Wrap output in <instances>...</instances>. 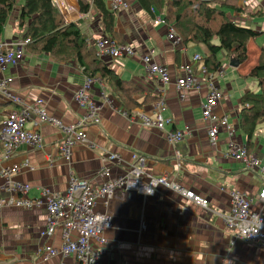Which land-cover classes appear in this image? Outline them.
Here are the masks:
<instances>
[{"label": "crops", "instance_id": "obj_1", "mask_svg": "<svg viewBox=\"0 0 264 264\" xmlns=\"http://www.w3.org/2000/svg\"><path fill=\"white\" fill-rule=\"evenodd\" d=\"M66 1L64 15L68 21L84 20L83 29L91 43L105 35L100 14L92 11L84 15L79 11L78 0ZM112 1L107 0L109 8ZM124 1L126 6L113 9L115 35L108 36L131 46L134 54L103 59L122 79L133 81L140 88L133 95L135 105L122 104L114 86L97 77L91 95L100 106L101 123L84 127L87 143L76 145L71 161H66L59 155V145L65 137L63 129L52 122H42L35 106L64 125L77 124L85 110L78 105L75 94L87 75L75 61H61L48 53H32L27 49L20 64L0 69V83L7 81L10 93L20 99L14 101L0 92V125L10 112L31 107L25 126L41 133L44 148L36 150L21 145L11 159L0 161V171L18 164L20 169L12 174L11 181L28 184V198L45 200L44 189L64 193L72 174L99 183L97 174L109 152L118 153L123 160L114 166V174L122 173L133 152L141 153L147 156V171L151 175L165 174L193 190L208 199L209 209L166 186H159L150 196L117 188L110 199L99 198L95 208L113 216L112 227L104 233L106 242L95 240L98 249H104L103 264H264V249L237 237L219 215L232 207L230 192L239 191L251 198L250 210L261 212L264 219V202L257 198L264 183L263 174L251 171L229 153L230 140L246 147L247 137L240 128L241 96L248 90L260 91L258 81L247 75L264 48V0H227L242 9L226 7L229 15L257 35L248 42L246 61L232 66V58L223 57L220 70L212 76L202 64L207 51L204 45L184 42L173 45L167 37V25L155 23L157 17L164 19L163 13L142 9L137 0ZM20 9L21 2L11 14L0 41L21 38ZM151 49L154 61L167 68L169 82L160 77L149 78L142 56ZM196 54L201 58L193 62ZM191 63L199 87L179 89L177 79L184 74V66ZM212 85L222 92L213 115L219 119L228 117V122L218 121L220 135L216 145L210 142L208 122L203 115V104ZM159 101L167 106L164 115L173 119L166 131L147 126L141 120L132 121L119 112L120 108H127L153 116ZM228 126L234 130L232 137ZM179 130L186 134L183 140L173 143L167 134ZM252 141L254 146L249 153L264 164V123L258 125ZM5 182L6 177L0 174V197L17 196L3 187ZM47 219L44 204L33 208L0 207V264H75L73 255L62 253L44 259L43 248L63 244L62 226L50 236L41 234Z\"/></svg>", "mask_w": 264, "mask_h": 264}, {"label": "built area", "instance_id": "obj_2", "mask_svg": "<svg viewBox=\"0 0 264 264\" xmlns=\"http://www.w3.org/2000/svg\"><path fill=\"white\" fill-rule=\"evenodd\" d=\"M126 4L122 0H113L111 9L119 5ZM155 23H165L161 17H157ZM169 37L176 46L182 44L181 37L176 30L167 25ZM30 39H16L13 41H0V67L4 68L13 65L18 59H22L26 52V46ZM98 54L104 56H131L134 50L128 44H120L112 37L107 35L99 36L95 42ZM154 50H149L142 56L143 62L149 72V78L160 77L162 81L169 82L170 76L165 66L159 65L153 59ZM201 56L196 54L193 62L199 60ZM206 71V68H204ZM99 78L87 76L83 84L77 89L75 99L77 103L85 110L84 116L80 122L73 125H64L59 119L48 115L44 109L35 106L42 122H52L60 126L65 137L59 145V155L70 162L72 150L79 143H87L88 138L83 130L89 124L101 123L99 110L100 106L90 96V91L94 88ZM6 85V82H4ZM179 89L192 90L198 87V76L195 73L193 63L184 66V74L177 79ZM10 95V94H9ZM106 96V95H105ZM10 99L19 101L16 96L10 95ZM222 99V92L219 88L212 85L208 95V100L203 104L204 120L208 122V134L211 144L218 143L220 128L218 121L228 122V117L221 119L213 115V109ZM108 103L111 100L105 97ZM155 114H149L138 110H126L120 108L119 112L130 120H141L147 126H152L161 131H166L167 126L173 123L171 117L164 115L167 106L164 101L155 104ZM31 107L19 111H12L9 117L0 126V143L3 144L2 159L9 160L16 150L23 144H27L36 149L44 148V139L37 130H28L25 126L30 114ZM185 131L179 130L176 133L168 132L167 137L173 143L183 140ZM228 134L232 137L234 130L228 126ZM229 153L240 159L245 166L254 172H261L264 177V164L256 156L248 152L246 147L238 146L235 141L229 142ZM105 164L98 172L97 177L101 179L99 183L93 179L71 175L68 181V187L64 193H51L44 189L45 200L42 198L30 199L27 197L29 185L25 183H13L11 176L20 169L18 164L7 167L0 171V174L6 177L4 188L14 192L17 196L11 198L0 197V207L17 206L33 208L37 206L46 207L48 219L47 226L41 232L43 236L52 235L57 227L62 226L63 244L60 247L43 248V257L48 260L57 256L59 253L73 255L76 259L75 264H103L101 255L104 252L103 247L98 249L95 240L104 244L105 231L112 227L113 216L107 212L96 211V203L99 198L110 199L114 190L122 188L125 190H136L145 196L152 195L155 190L161 186H169L178 193L184 194L187 198L193 200L198 205L208 208V200L193 190H187L177 181L170 180L165 174L156 176L147 171V156L133 152L131 162L125 164L122 173L114 174L116 163H122L123 160L118 153L109 152L105 157ZM232 207L228 212L219 213L226 226L231 229L237 237L252 242L264 249V219L261 212L250 210L251 198L239 191H231ZM257 198L264 202V183L257 195ZM41 254V253H40Z\"/></svg>", "mask_w": 264, "mask_h": 264}, {"label": "trees", "instance_id": "obj_3", "mask_svg": "<svg viewBox=\"0 0 264 264\" xmlns=\"http://www.w3.org/2000/svg\"><path fill=\"white\" fill-rule=\"evenodd\" d=\"M142 9L164 14L165 24L172 26L182 42L202 44L206 55L202 60L210 76L220 70L223 57L248 58V42L257 35L229 15L226 7L241 11L235 3L218 0H137ZM21 2L18 23L23 28L20 39L29 38L26 46L32 53H48L61 61H75L90 77H101L110 82L122 104L135 105L133 95L140 90L133 81L122 79L110 69L98 54L94 42L83 29L84 20L68 21L54 0H0V38L15 7ZM107 0H78L79 11L101 15L105 35L114 36L116 12ZM1 40V39H0ZM249 77L258 81L260 91H245L241 96L240 128L247 137L248 152L254 146L253 136L264 123V48ZM127 109V108H124ZM129 110V109H127Z\"/></svg>", "mask_w": 264, "mask_h": 264}, {"label": "rangeland", "instance_id": "obj_4", "mask_svg": "<svg viewBox=\"0 0 264 264\" xmlns=\"http://www.w3.org/2000/svg\"><path fill=\"white\" fill-rule=\"evenodd\" d=\"M57 1V4L60 6V4L58 3V0H56ZM55 1V2H56ZM124 3H126L124 0H122ZM122 5H124V4H122ZM127 4H125L124 6H126ZM60 9H61V11L63 12V13H66L65 11H63V9H62V7L60 6ZM66 17V16H65ZM67 17H68V15H67ZM168 30V29H167ZM168 35H169V31H168ZM168 37V39L170 40V41H172V44L173 45H175L174 44V41L169 37V36H167ZM27 52H25V54H26ZM25 56V55H24ZM23 56V57H24ZM109 56H111V55H109ZM23 59V58H22ZM22 59H18L17 60V62L15 63V64H13V65H18V64H20L21 63V61H22ZM0 69H1V67H0ZM4 82H6V85H4ZM8 82L7 81H2L1 83H0V92H2V93H4L6 96H8L9 98H11L10 97V95H12V96H15V95H13V94H11L10 93V91L8 90V84H7ZM81 86V85H80ZM198 87H199V79H198ZM198 87H196V88H198ZM90 93V96H92L91 95V91L89 92ZM10 94V95H9ZM17 97V96H16ZM19 101H20V99H19ZM79 105V104H78ZM80 106V105H79ZM81 107V106H80ZM31 111H32V108L30 109V114H29V116H28V118H27V120L29 119V117H30V115H31ZM11 113V112H10ZM10 113H9V115H10ZM9 115L7 116V118L9 117ZM39 117H40V115H39ZM6 118V119H7ZM5 119V120H6ZM5 120H3V123H4V121ZM27 122V121H26ZM2 123V124H3ZM1 124V125H2ZM0 125V126H1ZM36 149V148H35ZM36 150H39V149H36ZM170 179V178H169ZM170 180H172V179H170ZM175 181V180H174ZM161 186H165V185H161ZM166 187H168V188H171V187H169V186H166ZM183 187V186H182ZM172 189V188H171ZM186 189V188H185ZM173 190V189H172ZM188 190V189H187ZM173 191H175V190H173ZM208 200V199H207ZM201 206V205H200ZM203 207V206H202ZM205 208V207H204ZM207 209H209V201H208V208ZM221 213H224V212H221Z\"/></svg>", "mask_w": 264, "mask_h": 264}, {"label": "water", "instance_id": "obj_5", "mask_svg": "<svg viewBox=\"0 0 264 264\" xmlns=\"http://www.w3.org/2000/svg\"><path fill=\"white\" fill-rule=\"evenodd\" d=\"M230 64H231L232 66H238V65H239V61H238V59L232 58V59L230 60Z\"/></svg>", "mask_w": 264, "mask_h": 264}, {"label": "bare ground", "instance_id": "obj_6", "mask_svg": "<svg viewBox=\"0 0 264 264\" xmlns=\"http://www.w3.org/2000/svg\"><path fill=\"white\" fill-rule=\"evenodd\" d=\"M66 0H58V3L60 4V6L62 7L63 10H65L66 8L65 7V4H66Z\"/></svg>", "mask_w": 264, "mask_h": 264}]
</instances>
